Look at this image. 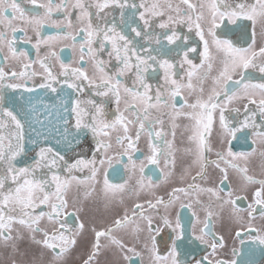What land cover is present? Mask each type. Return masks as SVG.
I'll return each mask as SVG.
<instances>
[{
    "label": "snow or ice",
    "instance_id": "obj_1",
    "mask_svg": "<svg viewBox=\"0 0 264 264\" xmlns=\"http://www.w3.org/2000/svg\"><path fill=\"white\" fill-rule=\"evenodd\" d=\"M22 3L31 5V9L26 10ZM180 4L187 6V13ZM93 8L97 21L95 25L92 22L91 10ZM197 8L200 11L196 14L194 23L192 13ZM73 10L78 13L76 20L81 25L79 28H74L70 18ZM117 10L119 25L113 15ZM54 12H62L63 19H53ZM165 15H167L166 20L163 19ZM110 16L111 20H109ZM154 18H160L158 24L160 29H171L170 35H164L168 44H174L181 39L175 25L184 23H187L190 30L194 26L196 35L203 42L204 50L200 52L202 59L199 65L193 64L192 60L188 58L189 52L197 51L195 47L187 49L183 54V60L180 62L181 68L185 64L190 66L186 72L187 83H184L182 79L174 78V64L168 59H159L160 53L150 47L153 41L157 45L160 44V35L153 34ZM217 18L221 21L227 18L232 24H235L239 18L250 20L253 25L259 20L264 25V0H256L252 5L243 2V0H235V2L211 0L210 3H200L199 5L190 3L189 0H180V3L175 6L171 2L160 3V0H152V2L140 0L139 4L136 3V0H74V2L73 0H58V2H54V0H43V2L42 0H0V51L6 41L8 51L13 59L23 58L29 61L22 65L23 69H29L33 64H39L43 69V82L35 87H28L26 83L10 81H19L21 78L25 81L31 80L38 73L5 72L4 68L0 66V90H3V93H0V100H3V103H0V247L10 249L7 258L3 253H0L2 264H64L77 245L79 238L87 230L86 224L80 221L79 216L76 215L82 209L77 208L75 212L68 211L69 203L65 193L71 183L73 181L77 184L85 183V180H80L72 176L71 173L73 170H83L90 166L91 175L85 179L99 183L97 176L100 167L105 164V159H100L97 164L95 156L100 152L106 155L112 149V144L103 137H110L109 129L118 130L119 127H122L123 135H117L116 142L122 149V151L118 150L119 156L127 157L128 163L124 165L125 169L131 172L136 171L137 165L133 159V153L137 151L136 143L141 134L146 131L150 150V155L146 159L150 164L159 165L160 156H163L165 170L161 171L160 177L154 182L151 175L144 174L145 165L141 162L140 177L133 187L127 180L120 184L110 183L107 169H104L105 175L101 192L105 200V207H111L117 201L123 204L125 194L128 197H135L137 202L132 205L131 214L125 207L123 215L117 216L109 227L100 230H97L94 225L91 227V231L94 233V242L82 264H96L102 248H118L125 260H131V257L125 254L126 252H133L137 257L141 256V253L136 252L134 248L127 247L123 240L113 233L123 230L126 234H135L138 238L139 233L144 231L145 227L149 234L147 239L151 241V247L148 244H145L144 247L152 257L151 264H157L161 260V257L156 254V236L152 233L159 234L162 228L171 229L170 251L168 256L163 258L165 261L170 258L171 264H250L246 257L254 252L255 249L252 246L259 247L264 252V227L251 226L257 212L264 219V178L258 179L249 175L247 167L250 158L256 155V149L253 148L250 152H234L230 146L231 140H229L227 150L216 152L217 159L215 161H209L205 154V132L212 127L213 113L217 109L223 135L235 138L237 132L251 127L255 134L264 140V131H256L264 128V123L256 124V112L249 111V104H257V101L252 98L255 93L258 92L264 97V82H253L250 78L246 79V70L255 69L258 70L262 81H264V47H260L259 51L253 50L251 45L247 48H239L235 47L229 39L218 38L216 33ZM85 22L86 27L84 26ZM18 23H22L25 27H17ZM203 23L208 24L207 34L211 37V41L205 39ZM45 25L55 27L58 31L55 34L44 36L41 29ZM68 28H74V34L64 31ZM29 29L35 34V44L32 46L37 53L41 50V46L50 49L54 41L69 38L75 41L83 34L84 39L80 41L81 55L76 63L84 62L85 55H87L94 69L93 75L89 76L82 68H71L63 62L60 63V73L54 74L51 65L47 63L51 57L59 59L53 51H49L45 57L31 61L26 50H17L14 47L17 42V32L23 33L21 39L26 37V43H31L32 37L27 35ZM9 34H11V39L8 38ZM183 39L185 43L188 41L187 36ZM145 44H148L149 47H145ZM108 45L111 47L109 48ZM210 47L214 48L217 53L215 57L209 56ZM105 52L108 54L107 60L100 58ZM153 52H157V54L154 55ZM113 58L115 60L114 71L109 68ZM214 60H218L221 67L217 75L210 76ZM205 64H207L206 68H204ZM156 65L164 70V87L157 86L153 90L152 85L146 82V74ZM133 73V82L128 85L124 82V78ZM234 74H238L240 79L233 80ZM193 78L196 80L195 85ZM209 78L212 81V87L205 97L204 83ZM229 84L232 85L231 88H229ZM36 88L56 94V103L61 105L65 114L71 113L74 124L70 119L61 116L60 109L57 108V122L53 124L48 121L45 126L44 122L39 119L33 97L29 96L25 100L23 96L16 98L13 95L9 99L6 95L9 89L13 90V93L18 89H25L32 93ZM184 90H187L189 95H194L195 100L189 103L187 99H184L183 103L177 107V97L181 96ZM86 91H90L91 95L87 99H81ZM73 96L75 98H71ZM92 96L99 97L100 102L91 98ZM239 99H248L249 103L244 105V119L236 122L239 125L237 127L236 124H229L225 108L228 102ZM107 101H114L116 105L115 119L111 121L106 119ZM122 102L123 110L120 108ZM69 104L71 105L70 109ZM25 105H27V110ZM48 107L47 104H44L45 110ZM257 107L260 119L264 121V98L259 100ZM167 108L172 109L169 115L173 121L179 116L190 121V124L185 126V130L189 133L187 140L193 146L185 151L194 157L192 165L199 167V171L192 176V180L206 179L207 165L214 164L222 174L220 187L204 188L198 184L189 183L186 187L171 188L167 193V200L156 195L155 190L162 184L170 183L175 175V156L171 141H164L163 149L158 146V143L153 142V136L159 141L166 135L163 130L154 132L148 125L162 123L158 118L150 120L152 110ZM185 108L190 111H183ZM127 111L132 112L134 119L129 120L124 115ZM51 115L52 113L49 112V116ZM21 116L24 119H21ZM137 121L139 123L136 127L135 138H133L128 134V125L135 124ZM33 124H39L40 128L33 127ZM26 127L30 128L27 140L25 138ZM175 127L176 125L173 124V129ZM89 133L94 140L91 160L79 158L69 163L60 151L48 145L40 146L30 163L18 166L17 158L26 157L29 145L36 146L39 142L47 144L49 137H53L57 145L62 144L71 151L73 147H78ZM172 134L174 136L175 132L173 131ZM207 151H212L211 147H207ZM259 157L261 168L264 169V151L259 152ZM112 160L111 156H107L109 166H111ZM239 161H244V165L242 166ZM221 162L225 164V167L221 168ZM62 165L70 179L62 178L59 175ZM192 165L184 169L180 176L181 180L189 175ZM129 166L131 167L129 168ZM228 168H232L237 173L242 182V188L247 189L250 185L255 186L252 191V201L247 204L246 208L247 223L249 224L247 228L243 227L245 221L240 215L243 209L237 206V202L246 199V197L236 196L234 198L231 190L226 191L222 187L228 181ZM113 171L117 172L115 169ZM192 189H198L199 192H206L210 195L209 203L205 206L203 227L199 229L200 235H194V241L210 246V255L213 257L219 256L225 247V241L222 236L217 237L212 232V217L217 215L211 210L213 207L212 198L219 201L221 208L227 204L232 205L231 215L241 227L234 234V242L238 241L239 246L234 244L231 249V258L209 259L208 256H202L197 259L195 255L190 256L189 252L194 250L181 248L184 232L179 215L173 222L168 215L159 214L158 210L161 206L167 210L180 199L179 194L189 196ZM225 191L226 198L218 194ZM142 194H147L152 199L139 202ZM196 202L200 203L199 200ZM180 207H191V205L181 203ZM42 208L48 210H41ZM145 209L157 210L160 227L155 226L153 217L146 214ZM193 215L196 214L193 213ZM72 216H76L74 224L69 223V218ZM45 220L51 224L50 229L40 227ZM15 225H19L24 229V232H21ZM13 232L16 234L13 235ZM25 232L30 243L38 246L41 251L38 254H32L29 259L18 260L17 256L21 258L28 256L27 251L19 249V242L24 239ZM37 233L41 234V238H37ZM102 237L107 241L106 244L100 243ZM209 239H211L210 245ZM245 245L249 247L245 248Z\"/></svg>",
    "mask_w": 264,
    "mask_h": 264
},
{
    "label": "flooded vegetation",
    "instance_id": "obj_2",
    "mask_svg": "<svg viewBox=\"0 0 264 264\" xmlns=\"http://www.w3.org/2000/svg\"><path fill=\"white\" fill-rule=\"evenodd\" d=\"M54 2H58V0H54ZM149 2H152V0H149ZM166 2H171L173 6H175L180 3V0H160V3ZM189 2L199 5L200 3H210L211 0H189ZM228 2H235V0H228ZM243 2L252 5L255 4L256 0H243ZM136 3L139 4L140 0H136ZM22 6L26 10H29L32 7L27 3H22ZM180 6L185 10V13H187V6L183 4H180ZM40 11L42 12L43 10ZM91 11L92 22L95 25L97 23L95 17V9L93 8ZM199 11L200 9L197 8V10L192 13L194 23L195 16ZM77 14V11L73 10V13L70 17L73 21L74 28L81 27L80 23L76 20ZM63 15L64 14L62 12H54L52 18L55 20H60L63 19ZM113 15L115 16L116 21L119 25L118 10L115 11ZM111 19L112 17L110 16L109 20ZM163 19L166 20L167 15H165ZM154 20L155 23L153 24V34L160 35V44L157 45L153 41L150 47L152 49H156L160 53L159 59H168L174 64V78L178 80L182 79L184 83H187L186 72L190 68V66L185 64L184 67L181 68L180 62L183 60V54L187 49L195 47L197 51L189 52L188 58L192 60L193 64L199 65L202 59L200 56V52L204 50L203 42L196 35L195 27L193 26V28L190 30L188 28L187 23H184L175 25L176 31L179 33L181 39L177 40L174 44H168L167 41L164 39V35H170L171 29H160L158 27V24L160 23V18H154ZM217 25L218 27L216 28V33L218 38L231 40L235 47L247 48L251 45L253 50L255 51H259L260 47H264V25H262L259 20H257L255 25H253L252 21L247 20L245 18H239L235 24L230 23L227 18H225L223 21L217 18ZM84 26L86 27V22ZM17 27L25 26L22 23H18ZM74 28L64 29V31L73 32L74 34ZM203 28L205 33V39L211 41V37L207 34L208 24L203 23ZM57 31L58 29L49 25H45L41 29L42 35L44 36L55 34ZM27 35L29 37H32L31 43H26V37L25 39H21L23 33L17 32V42L14 44V47H16L17 50H26L29 53V59L31 61H35L38 58L45 57L49 51H53L57 54L59 59H57L56 57H51L47 60V63L51 65V70L54 74L60 73V63L63 62L65 64H68L71 68H82L85 72H87L89 76L93 75L94 69L87 55H85L84 62H81L79 64L76 63V61L79 60V57L81 55L80 41L84 39L83 34H81L80 37H77L75 41H73L71 38L54 41L50 49L48 47L41 46V50L39 51V53H37L36 49H34L32 46L33 44H35V34L29 29ZM185 36L188 37V41L186 43L183 39V37ZM8 38L11 39V34H9ZM141 43H143V41H141ZM73 44L75 45L74 47ZM144 46L149 47L148 44H145ZM108 47L110 48L111 45H108ZM153 54L156 55L157 52H153ZM216 55L217 53L215 52L214 48L210 47L209 56L215 57ZM100 58L107 60V52L103 53ZM28 62V60H24L23 58H20L19 60L13 59L8 51L7 42L5 41L4 45L2 46V51H0V66L4 68L5 72L29 71L38 73V75L33 77L31 80L25 81L23 80V78H21V80L19 81L10 82L26 83L28 87H35V85H38L43 82V69L40 67L39 64H33L32 67L29 69L22 68V65ZM212 62L213 71L210 76H215L218 74V70L220 69L221 65L219 64L218 60H214ZM114 65L115 60L113 58L112 63L109 65V68H111V70L113 71L115 70ZM206 66L207 64L204 65V68H206ZM201 71H203V69H201ZM146 77V82L152 85L153 90H155L157 86L164 87V70L161 69L159 65H156L153 69H150L149 72L146 74ZM60 78L63 79V77ZM248 78L252 79L253 82H264L261 79V74L258 72V70L255 69L246 70V79ZM133 79L134 73L132 75L126 76L124 78V82H126L128 85H131ZM238 79H240V76L238 74H234L233 80ZM193 84H196L195 78H193ZM211 87L212 81L209 78L204 83L205 97ZM231 87L232 85L229 84V88ZM0 93H3V90H0ZM6 95L9 97V99H11L13 95L16 98L23 96L25 100H27L29 96L33 97L34 102L36 104L39 119L44 122L45 126H47L48 121H51L53 124L57 122V108L60 109L61 116H65L66 118L70 119V121L74 124V118L71 116V113L69 112L65 114L63 112V108L61 107V105H58L56 103V94H53L50 91L36 88L35 91L32 93L27 92L25 89H18L15 90V92L13 93V90L9 89ZM90 95L91 92L86 91V93L81 97V99H87ZM71 98H75V96ZM91 98L96 99L97 102H100L99 97L92 96ZM252 98H254L258 104L259 100L264 97H262L257 92L253 95ZM184 99H187L189 103H192L195 100V96L189 95L187 90L182 91L181 96L177 97V107H179V105L183 103ZM41 101H43V103H41ZM0 103H3V100H0ZM248 103V99L233 100L227 103L225 108V115L230 125L236 124L237 127L239 126L236 122L243 121L245 113L244 105ZM44 104H47L49 106L47 110H45ZM257 104H249V111L256 112L255 123L262 124L264 123V121H261L260 119V113ZM68 106L70 109L71 105L69 104ZM25 108L27 110V105H25ZM106 108L108 109L106 119L109 121L114 120L116 115V105L114 101H107ZM120 108L123 110V102L121 103ZM183 111H190V109L185 108L183 109ZM49 112L52 113L51 116H49ZM171 112V108L162 110H152L150 120H155L158 118L162 121V123L148 125L152 127L154 132L156 130H163L166 135H164L159 141H157L156 137L153 136V142L158 143V146L163 149L165 146L164 141H171L173 144V152L175 156V175L173 176L172 181L170 183L162 184L159 188L155 190L156 195L163 197L165 200H167V193L171 190V188L186 187L189 183H195L204 188L220 187V179L222 174L219 169L215 167L214 164L207 165L205 169L206 179L195 181L192 180V176H194L195 173L199 171V167L198 165H192V160L194 159V157L192 155H189L185 151L187 148L193 146L188 142L187 136L189 133L185 130V126L189 125L190 121L183 116L176 117V119L173 121L169 115V113ZM124 115L129 120L134 119L131 111L125 112ZM213 117L214 120L212 127L209 131L205 132L206 158L209 161H215L217 159L216 152L227 150V148L229 147V140H231L230 146L234 152H250L253 148H255L256 155L251 157L249 162L247 163V167L249 169L248 174L257 177L258 179L264 178V169L261 168V160L259 157V152L264 151V140L258 137L255 134L253 128L251 127L242 129L241 131L237 132L235 138L223 135L219 122L218 109L213 113ZM20 118L24 119L23 116H21ZM138 123L139 121H137L135 124L128 125V134L131 135L133 138H135L136 127L138 126ZM173 124L176 125L175 129H173ZM32 126L40 128L39 124H33ZM25 131V138L27 140L28 134H30V128L26 127ZM109 131L111 133L110 137L103 138L112 144V149L108 151L106 155L103 152H100L97 153L95 156L97 164H99L100 159H105V164L100 167V171L97 176V180L99 181V183L85 179L91 175L89 170L90 166L89 168H84L83 170H73V172L71 173L72 176H75L80 180H85V183L77 184L75 181L71 183L68 191L65 193L66 199L69 203L68 211L75 212L77 208L82 209L80 212L76 213V215L79 216L80 221L86 224L87 230L79 238L77 245L71 251L70 255L66 258L64 264H82L83 259H85L88 253L90 252L91 244L94 242V233L91 231V227L94 225L97 230L109 227L117 216L123 215L125 207L128 209L129 214H131L132 205L137 202L135 197H128L127 194H125L123 204H120L117 201L111 207L106 208L105 200L101 192L102 181L105 175L104 169H107V175L110 183L120 184L127 180L129 184L133 187L135 186L136 180H138L140 177L139 166L141 162H143L145 165L144 174L146 176L151 175L154 182L160 177L161 171L165 170L163 164V156H160L159 165L150 164L146 159V157L150 155L146 131L141 134L139 141L136 143L137 151L133 153V159L136 161L137 165L136 171L131 172L130 170L125 169L124 165L128 163V160L127 157L121 158L119 156L118 150L122 151V149H120V145L116 142L117 135H123V129L122 127H119L118 130L109 129ZM173 131L175 132L174 136L172 134ZM256 131H264V128L257 129ZM48 145H51L56 150L60 151L69 163H72L75 159L79 158H83L86 160H91L93 158L94 140L90 133L88 134V137L83 140L81 144H79L78 147H73L71 151L67 150L66 146L62 144L57 145L55 139L53 137H49L47 144L39 142L36 146L29 145V151L27 152L26 157H24L23 159L19 157L17 158L19 162L18 166H23V164L25 163H30L32 158L35 156V152L38 151V148L40 146ZM207 147H211L212 151H207ZM107 156H111L113 158L111 166H109L107 162ZM239 163L243 166L245 162L239 161ZM190 165L192 166L190 168L189 175L186 176L185 179L181 180L180 176L182 172ZM130 167L131 166H129V168ZM223 167H225V164L221 162V168ZM114 169L117 170L116 173H114ZM59 175L62 178L70 179L68 173L64 171L63 165L59 169ZM222 187L226 191L231 190L234 198L236 196L246 197V199L239 200L237 202V206L243 209V211H241L240 213V215L245 221L243 227H249V224L247 223L248 217L246 208L247 204L251 203L252 201V191L254 190L255 186L250 185L247 189L242 188V182L240 181V178L237 173L232 168H228V181L224 185H222ZM226 191L219 192L218 194L226 198ZM87 193H90V195H87ZM179 196L180 199L177 200L173 205H171L167 210H165L161 206L158 212L161 215H168L173 220V222L175 221L177 215H179L184 232V236L182 237L183 244H181V248L186 250H194L190 251L189 255H195L197 259H200L202 256H208L209 259L231 258L232 247L234 246V244L236 246H239L238 241L234 242V234L236 230L241 227V225L238 224L235 218L231 215L232 205L227 204L224 205L223 208H221L219 201H216L214 197L212 198L213 207L211 210L214 213H217V215H214L212 217V232L215 233L217 237L222 236L225 241V247L222 252L219 254L218 257H213L210 255V246L201 244L199 241H194V235H200L199 229L203 227V221L205 218V206L209 203L210 195L206 192L201 193L198 189H192L190 190L189 196H184L183 194H179ZM148 199H152V197L147 194H142L139 202H144ZM197 200H199L200 203H197ZM181 203H184L185 205L190 204L191 207L182 208L180 207ZM41 210L47 211L48 209L42 208ZM145 211L146 214L151 215L153 217L155 221V226L160 227L161 225L159 224V215L157 213V210L145 209ZM193 213H195L196 215L194 216ZM75 219L76 216L70 217L69 223L74 224ZM251 226L256 228L264 227V219L259 216L258 212L255 214ZM15 227L20 229L21 232H24V229L20 228L19 225H15ZM40 227L50 229L51 224H49L45 220L41 223ZM15 234L16 233L13 232V235ZM170 234L171 229L168 228H162V231L159 234H156L155 232L152 233V235L156 236V254L161 257V260L158 261L157 264H171L170 258L167 261L163 259L164 257L168 256V253L170 251ZM36 235L38 239L41 238L40 233H37ZM113 235L117 236L118 238H121L127 247L134 248L136 252L141 253V256L137 257L133 252H126L125 254L131 257V260H125L123 258V254H121L118 248H102L101 254L97 258L96 264H151L152 257L150 256L149 252L145 250L144 247L145 244H148L149 247H151V241L147 239L149 234L147 233L146 227L144 228V231L139 233L138 238L135 234H126L123 230H118L114 232ZM100 243L103 245L106 244L107 241L102 237ZM210 243L211 239H209V245ZM244 247L248 248L249 246L245 245ZM252 247L255 250L253 253L247 256L246 259L249 260L250 264H264V252H262L259 247ZM19 249L21 251H27L28 256L23 258L17 256L18 260L29 259L32 254H38L41 251L38 246L30 243L26 232L24 233V239L19 242ZM9 251L10 249H4L0 247V253H3L5 258H7ZM0 264H2V262H0Z\"/></svg>",
    "mask_w": 264,
    "mask_h": 264
}]
</instances>
